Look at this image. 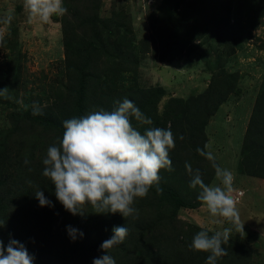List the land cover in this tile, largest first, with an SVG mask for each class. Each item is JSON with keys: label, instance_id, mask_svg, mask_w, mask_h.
I'll return each instance as SVG.
<instances>
[{"label": "rangeland", "instance_id": "obj_1", "mask_svg": "<svg viewBox=\"0 0 264 264\" xmlns=\"http://www.w3.org/2000/svg\"><path fill=\"white\" fill-rule=\"evenodd\" d=\"M95 2L101 19L100 35L95 38L91 26L84 25L82 37L86 44H99L96 58L107 91L129 97L138 90L161 87L164 95L156 107L162 115L170 99L196 97L212 81L219 84L215 102L223 101L205 126V149L215 156L217 164L233 172L243 231L222 217H212L203 203L195 208H180L178 217L211 234L230 228L229 240L245 243L252 250L248 263L245 252L234 256V261L264 264V177L257 175L263 168L248 152L242 154L258 95L264 90V0L255 1L256 7H249L246 0ZM94 4L92 0H63L67 13L41 23L35 19L29 22L24 0H0V29H7L0 45V89L7 87L11 97L0 96V165L2 170L11 172L2 192L13 202L10 218L4 215L0 222L4 227L11 222L21 229L16 231L15 240L34 257L33 264H50L53 251H47L52 247L56 250V235L48 232L46 226L55 228L51 215L59 201L44 187L50 180L42 174V160L48 147L62 138L64 130L36 121L39 115L34 116L32 110L33 106L41 110L51 106L58 114L64 110L75 77L66 65L63 21L80 26L77 19L82 21L93 15L86 6L92 9ZM9 15L11 23L4 25L2 21ZM117 46L125 53L116 51ZM97 93H101L100 89ZM89 99L85 115L99 110L96 98L90 94ZM155 114L146 117L155 122ZM158 121L163 123L161 118ZM133 126L141 133L151 127L137 121ZM25 158L28 164L24 163ZM242 158L247 169L256 174L243 172L246 167L240 164ZM209 168L213 176L209 186L220 184L211 162ZM26 175L40 182L36 191H42L52 206H40L34 192L31 196L22 194ZM243 192L245 195H240ZM21 195L30 199L25 213Z\"/></svg>", "mask_w": 264, "mask_h": 264}, {"label": "trees", "instance_id": "obj_2", "mask_svg": "<svg viewBox=\"0 0 264 264\" xmlns=\"http://www.w3.org/2000/svg\"><path fill=\"white\" fill-rule=\"evenodd\" d=\"M255 1L257 0H246L249 7L253 5L256 7ZM92 3H96L95 0H92ZM86 9L94 14L83 18L82 21L77 19L80 26L70 21H63L66 65L73 70L75 77V82L68 90L64 110H59L60 114H58L51 106H48L42 109V115L35 120L47 125L48 128L53 126L62 128L64 120L85 115L89 110L87 102L90 101V94L98 101L99 109L108 111L116 107L115 101L128 98L145 116L156 113V121L151 124V127L170 128L173 132L176 145L169 151V156L174 171L160 170L159 187L162 192L158 193L156 186H153L146 197L135 201L134 207L139 213L137 219L125 218L120 213H96L90 205L85 206L83 214L73 215L60 202H57V209L53 210L51 215L55 228L52 230L46 226L48 232L51 231L56 235V238H53L56 250L52 247L47 251H53V258L49 262L50 264H92L94 258L106 254L100 245L113 235V227L125 226L129 229L126 239L108 250L116 264H205L209 253L189 249L193 236L201 229L180 219L178 210L183 207L195 208L202 203L197 199L199 189L194 190L189 187L191 177L186 171V162L190 163L193 169H200L205 184L209 185L213 177L209 168L210 161L201 156L197 149L200 148L206 152L208 137L205 126L223 101L222 99L215 102L214 96L219 89V84L215 80L212 81L208 89L196 97H189L186 100L170 99L162 115L158 114L156 107L157 100L164 95L161 87L138 90L129 97L107 91L104 88L103 71L98 66V58H96L100 52L99 44L96 41L94 45L86 44L82 37L85 34L84 25L91 26V32L95 38L100 35L101 19L96 12V4L94 8L88 9L86 6ZM120 47L117 46L116 51ZM121 51L125 53L122 48L119 52ZM100 81H103V84ZM92 85L98 87H92ZM98 89L101 91L100 94L97 93ZM160 118L163 119V123L158 121ZM134 121L135 119L132 123ZM181 135L184 137L183 140L180 139ZM245 135L246 144L242 147V154L248 152L250 158L253 157L252 159L260 162L263 171L258 172L257 175L264 177V90L258 95ZM242 163L246 167L243 158L240 164ZM243 172L250 175L256 174L254 170L251 171L247 167ZM10 174L9 169L2 170L0 165V218L4 215L10 218L9 211L13 202L4 197L2 192ZM25 181L26 184L21 189L22 194L31 196L40 182L28 175L25 176ZM41 183L44 184V181ZM45 186L46 191L50 190L51 194H55V185L51 181L44 184ZM20 201L21 209L25 213L30 199L23 198L21 195ZM18 222L21 223L22 220L18 219ZM69 225L83 232V237L77 235L75 241L71 240L67 232ZM19 230L21 229H16L11 222L5 227L0 225V239L3 240L4 245H7L10 239H15L16 231ZM222 247L226 249L227 254L218 258L217 264H242L234 261V256L244 252L248 263L252 254L250 246L245 243L229 240Z\"/></svg>", "mask_w": 264, "mask_h": 264}, {"label": "clouds", "instance_id": "obj_3", "mask_svg": "<svg viewBox=\"0 0 264 264\" xmlns=\"http://www.w3.org/2000/svg\"><path fill=\"white\" fill-rule=\"evenodd\" d=\"M24 10L29 22L35 19L41 23L67 13L63 0H24ZM11 20L9 15L2 23L10 25ZM6 31V28L0 29V45ZM0 96L11 99L7 95V87L0 89ZM114 103L116 107L111 111L101 108L79 118L64 120L62 138L48 147L42 160L45 166L43 176L55 185L57 200L73 215L83 214L85 206L90 205L96 213H120L125 218L137 219L139 213L134 207L135 201L146 197L153 186L158 193L162 192L159 187L160 170L174 171L169 156V151L175 147L171 129L151 127L141 133L133 126L132 120L141 125H151V118L146 117L128 98ZM32 114L42 115V110L33 106ZM180 139L184 137L181 135ZM197 152L211 162L220 184H205L200 169H193L186 162L185 168L191 177L189 187L199 189L197 199L212 217H222L238 231H243L234 195L233 172L217 164L211 152L200 148ZM24 163H29L27 158ZM35 197L40 206H52L42 191H35ZM67 232L73 241L77 235L81 238L84 235L70 225ZM112 232L113 235L100 245L106 254L94 258L92 264H116L108 250L123 243L129 229L114 226ZM230 233V228L212 234L202 229L193 236L189 249L209 253L205 264H217L218 258L227 254L222 245L229 242ZM33 260L24 244L10 239L5 248L0 239V264H33Z\"/></svg>", "mask_w": 264, "mask_h": 264}, {"label": "crops", "instance_id": "obj_4", "mask_svg": "<svg viewBox=\"0 0 264 264\" xmlns=\"http://www.w3.org/2000/svg\"><path fill=\"white\" fill-rule=\"evenodd\" d=\"M238 192H242V191H239V190H238ZM243 194L245 195V192H243Z\"/></svg>", "mask_w": 264, "mask_h": 264}]
</instances>
